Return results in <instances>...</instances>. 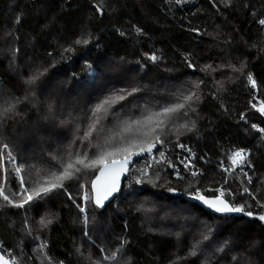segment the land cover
Listing matches in <instances>:
<instances>
[{
  "label": "trees",
  "instance_id": "obj_1",
  "mask_svg": "<svg viewBox=\"0 0 264 264\" xmlns=\"http://www.w3.org/2000/svg\"><path fill=\"white\" fill-rule=\"evenodd\" d=\"M260 20L264 0H0V150L24 169V190L5 174L0 241L16 264H264ZM133 141V153L188 145L203 174L175 180L153 165L104 210L83 202L101 165L77 156L89 164ZM241 149L249 180L218 169ZM69 162L73 178L55 181ZM52 183L63 187L14 206ZM197 196L243 211L215 214Z\"/></svg>",
  "mask_w": 264,
  "mask_h": 264
},
{
  "label": "snow or ice",
  "instance_id": "obj_2",
  "mask_svg": "<svg viewBox=\"0 0 264 264\" xmlns=\"http://www.w3.org/2000/svg\"><path fill=\"white\" fill-rule=\"evenodd\" d=\"M260 23L262 25H264V20H260ZM137 31L139 32L140 29H137ZM81 41L77 40L76 43H80ZM151 59L155 60L156 57L153 56L151 57ZM35 79V77L33 78V80ZM249 80L255 84V81L252 80L251 75H249ZM32 81H29V83H31ZM133 91H136V89H133ZM131 93H129L130 95ZM120 99H125L124 96H121ZM185 101H190L192 99V96H186ZM105 103H107V101H105ZM14 107V105H13ZM102 107V105H98L97 106V110H99V108ZM185 107V105L183 103H177L175 106H169V107H165L163 108L162 112H158L155 113L154 115L156 116H163V115H167V114H172L177 112L180 109H183ZM12 108H7L5 109V111H11ZM261 111H264V107L261 108ZM149 120L152 119V117H148ZM139 123V122H137ZM160 123H163V121L161 120ZM255 127V125L253 126ZM261 131H264V129H261ZM148 131H145L143 133V135L145 137L148 136ZM91 135V132H87L85 133V138H87L88 136ZM134 141L130 142L128 145L123 146V147H118V148H114L112 151H101L100 154L98 156H96L95 159L91 160V162L89 164H85L84 160L80 159L79 156H77L76 160H75V164H83L85 169L91 168V167H95L97 165H101V167L99 168V175L96 176L95 180L92 181V188L95 191V198H94V203L99 206L102 207L104 205V201L108 200L110 196L113 195V193H115L116 191H118V177L119 174L122 172L127 171V165L130 162L131 156L132 155H140L141 153H144L145 151L147 152H151L152 148L155 147L154 143H147V147H141L139 152H131V148L134 145ZM4 147L6 148L7 145H4ZM181 147H183V145H181ZM117 153H126V155L124 156V158L122 160H116V159H112L110 163H106L105 161L107 160L108 157H114ZM9 155H11V153H9ZM236 157H240L241 153L237 152L235 153ZM233 162L235 163V159L233 160ZM74 168V164L72 162L67 163V165L65 167H63V171L60 172L59 175H57L55 172H53L52 178L55 181H62L64 179H71L74 176V173L72 171H70V169ZM16 172H20L21 169L19 167H17L15 169ZM81 171V169L79 167H75V173H79ZM196 173H193V175H195ZM21 184H23V179H21ZM57 187H63L62 183H52L50 187H43L42 185L36 188L32 189V195H28L26 196V198L24 199L23 203H18L15 204V207H23L24 204L29 203L30 201H32L34 198L36 197H40L42 198L41 194H47L48 192L52 191L53 189L57 188ZM245 191H247V189H245ZM25 192H27V189H25ZM0 195L3 196V199L5 201H8L9 203H11V201L9 200V197L7 195H3V190L0 189ZM71 198V196H70ZM86 199H91V197L86 196ZM197 199H202L203 197L201 196H197ZM204 203L207 204L209 207L213 208L216 212H240L243 211L242 208H235V207H230L228 205V203H226L225 201L219 199V197L216 200H204ZM79 207V205H78ZM80 211L83 213L85 212V208L84 207H80ZM247 215H252L251 212L246 213ZM86 219V218H85ZM260 220L264 221V215L259 217ZM51 221H48L47 223H50ZM42 224L46 223L42 220L41 221ZM193 255H195V252L192 253ZM0 264H15V261H9V260H5L3 256H0Z\"/></svg>",
  "mask_w": 264,
  "mask_h": 264
},
{
  "label": "built area",
  "instance_id": "obj_3",
  "mask_svg": "<svg viewBox=\"0 0 264 264\" xmlns=\"http://www.w3.org/2000/svg\"><path fill=\"white\" fill-rule=\"evenodd\" d=\"M181 145H183V147H181ZM237 152L241 153L240 157H236L234 154L230 164L219 166L218 169L226 175L240 173L245 175L246 179L249 180L250 178L246 172V169L252 168L249 164L251 152L247 149H241L236 151V153ZM9 153H11L9 148L2 146L0 150V169L2 176L0 189L3 190L5 186V174L9 171L13 174L19 189L24 190V181L23 184H21L24 169L18 164L17 158L12 153L9 155ZM234 159L235 163L233 162ZM6 164L9 168H6ZM204 164V161L190 146L181 143H175L156 148L139 158L130 168L128 175L130 172L138 170L147 174L149 167L153 165H160L165 168V170L169 171L172 178L175 180L196 179L203 174ZM17 167L21 169L20 172L15 171ZM193 173L196 174L193 175ZM216 194L217 196H222L224 192L221 188H219L216 190ZM0 255L6 260L15 261L12 252L3 246L1 241Z\"/></svg>",
  "mask_w": 264,
  "mask_h": 264
},
{
  "label": "water",
  "instance_id": "obj_4",
  "mask_svg": "<svg viewBox=\"0 0 264 264\" xmlns=\"http://www.w3.org/2000/svg\"><path fill=\"white\" fill-rule=\"evenodd\" d=\"M153 149H156V148H153ZM147 153H149V152L145 151L144 153H141L140 155H132L131 156L130 162L127 165V171L122 172V173L119 174L118 181H117L118 191H116L115 193H113V195L110 196L108 200L104 201V205L102 207H99V206H97L94 203L95 191L92 188V181L95 180V178H96L97 175H99V171H98L97 174H96V176L94 177V179L91 181V184H90V193H91V200H92L93 206L96 207L97 209L104 210L110 203H112L121 194L123 185H124V183H125V181H126V179L128 177V172H129L130 168L132 167V165L134 164V162L137 161L139 158H141L142 156H144ZM216 199L217 198H203V200L202 199H198L197 202L199 204H201L202 206H204L205 208H207L208 210H210L212 213H215V214L226 215V214L238 213V212H216L213 208L209 207L207 204L204 203V200H216ZM221 200H223V199H221ZM223 201H225V200H223Z\"/></svg>",
  "mask_w": 264,
  "mask_h": 264
},
{
  "label": "rangeland",
  "instance_id": "obj_5",
  "mask_svg": "<svg viewBox=\"0 0 264 264\" xmlns=\"http://www.w3.org/2000/svg\"><path fill=\"white\" fill-rule=\"evenodd\" d=\"M18 164H19V162H18ZM5 166H6V168H9L7 164ZM1 179H2V176H1V169H0V181H1ZM196 193H198V192H196ZM90 195H91V193H90ZM194 195H195V193H194ZM80 196H81V199H82L83 202H86L87 201V199H86V196H87L86 192H84V191L81 192V195Z\"/></svg>",
  "mask_w": 264,
  "mask_h": 264
},
{
  "label": "bare ground",
  "instance_id": "obj_6",
  "mask_svg": "<svg viewBox=\"0 0 264 264\" xmlns=\"http://www.w3.org/2000/svg\"><path fill=\"white\" fill-rule=\"evenodd\" d=\"M14 256V255H13Z\"/></svg>",
  "mask_w": 264,
  "mask_h": 264
}]
</instances>
